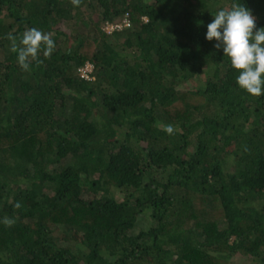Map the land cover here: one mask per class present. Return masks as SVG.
<instances>
[{"label":"trees","instance_id":"1","mask_svg":"<svg viewBox=\"0 0 264 264\" xmlns=\"http://www.w3.org/2000/svg\"><path fill=\"white\" fill-rule=\"evenodd\" d=\"M232 3L264 27V0H0V264H264V89L206 39Z\"/></svg>","mask_w":264,"mask_h":264},{"label":"clouds","instance_id":"2","mask_svg":"<svg viewBox=\"0 0 264 264\" xmlns=\"http://www.w3.org/2000/svg\"><path fill=\"white\" fill-rule=\"evenodd\" d=\"M71 3L78 7L81 0H71ZM213 16L207 25L206 39L217 41L215 47L223 49L232 68L239 72L236 77L239 87L251 96H260L264 89V27L257 28L256 17L244 4L232 3L230 8H221ZM8 39L11 41L10 51L17 54V63L26 72L31 71L32 62L37 67L43 64L41 53L48 59L56 49L52 33L35 27L26 29L19 37V43L11 33ZM163 130L169 135L175 132L171 124L164 126ZM21 207L19 202L14 205L15 209ZM2 223L11 227L15 220L5 216Z\"/></svg>","mask_w":264,"mask_h":264},{"label":"built area","instance_id":"3","mask_svg":"<svg viewBox=\"0 0 264 264\" xmlns=\"http://www.w3.org/2000/svg\"><path fill=\"white\" fill-rule=\"evenodd\" d=\"M124 24L128 25L129 24V20L128 18H124V21L120 22V23H112V22H108L106 25H105V28L108 30V31H111L113 30L114 28L116 27H122ZM93 64L91 62H87L85 65L81 66L79 68V71H80V74L82 76H85V77H90V72L93 70Z\"/></svg>","mask_w":264,"mask_h":264},{"label":"rangeland","instance_id":"4","mask_svg":"<svg viewBox=\"0 0 264 264\" xmlns=\"http://www.w3.org/2000/svg\"><path fill=\"white\" fill-rule=\"evenodd\" d=\"M67 28H69V26ZM88 196H89V194L86 197H88ZM234 259H235L234 261L237 264H249V260H247L246 257H244L240 254H237Z\"/></svg>","mask_w":264,"mask_h":264}]
</instances>
